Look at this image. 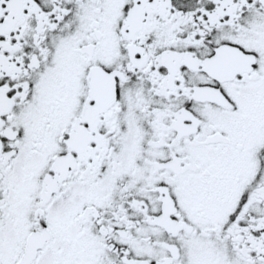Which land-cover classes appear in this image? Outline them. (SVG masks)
Here are the masks:
<instances>
[{
    "label": "snow or ice",
    "instance_id": "1",
    "mask_svg": "<svg viewBox=\"0 0 264 264\" xmlns=\"http://www.w3.org/2000/svg\"><path fill=\"white\" fill-rule=\"evenodd\" d=\"M0 264H264V0H0Z\"/></svg>",
    "mask_w": 264,
    "mask_h": 264
}]
</instances>
